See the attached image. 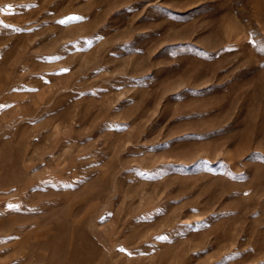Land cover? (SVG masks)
I'll use <instances>...</instances> for the list:
<instances>
[{
  "label": "rangeland",
  "instance_id": "374dc122",
  "mask_svg": "<svg viewBox=\"0 0 264 264\" xmlns=\"http://www.w3.org/2000/svg\"><path fill=\"white\" fill-rule=\"evenodd\" d=\"M0 106V264H264V0H0Z\"/></svg>",
  "mask_w": 264,
  "mask_h": 264
},
{
  "label": "snow or ice",
  "instance_id": "6c2138e0",
  "mask_svg": "<svg viewBox=\"0 0 264 264\" xmlns=\"http://www.w3.org/2000/svg\"><path fill=\"white\" fill-rule=\"evenodd\" d=\"M82 19H83V17L71 16V17H67V18H65L64 20L60 21V23H65V24H67V23H70V22H78V21H80V20H82ZM64 71H68V70L65 69ZM2 107H4V106H0V108H2ZM9 207H16V206H14V205H9ZM161 238H166V237H161Z\"/></svg>",
  "mask_w": 264,
  "mask_h": 264
},
{
  "label": "bare ground",
  "instance_id": "6f19581e",
  "mask_svg": "<svg viewBox=\"0 0 264 264\" xmlns=\"http://www.w3.org/2000/svg\"><path fill=\"white\" fill-rule=\"evenodd\" d=\"M82 250V247H80V246H77V251H81Z\"/></svg>",
  "mask_w": 264,
  "mask_h": 264
}]
</instances>
